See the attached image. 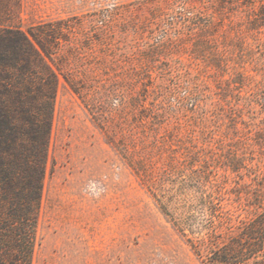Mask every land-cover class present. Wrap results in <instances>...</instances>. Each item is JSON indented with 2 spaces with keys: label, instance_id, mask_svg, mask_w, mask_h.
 I'll use <instances>...</instances> for the list:
<instances>
[{
  "label": "rangeland",
  "instance_id": "374dc122",
  "mask_svg": "<svg viewBox=\"0 0 264 264\" xmlns=\"http://www.w3.org/2000/svg\"><path fill=\"white\" fill-rule=\"evenodd\" d=\"M263 254L264 0H0V264Z\"/></svg>",
  "mask_w": 264,
  "mask_h": 264
},
{
  "label": "trees",
  "instance_id": "16d2710c",
  "mask_svg": "<svg viewBox=\"0 0 264 264\" xmlns=\"http://www.w3.org/2000/svg\"><path fill=\"white\" fill-rule=\"evenodd\" d=\"M263 234L261 236L258 237V241L256 243H254V247L251 248L252 252L249 253V255L251 256H255L256 254L260 253V251L263 249ZM263 251V250H262ZM264 256V254H263ZM225 261H227L225 259ZM256 264H264V260H262L261 262H257Z\"/></svg>",
  "mask_w": 264,
  "mask_h": 264
}]
</instances>
